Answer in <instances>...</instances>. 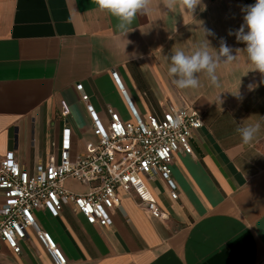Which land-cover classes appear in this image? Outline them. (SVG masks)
I'll return each mask as SVG.
<instances>
[{
	"label": "crops",
	"instance_id": "0c3cea01",
	"mask_svg": "<svg viewBox=\"0 0 264 264\" xmlns=\"http://www.w3.org/2000/svg\"><path fill=\"white\" fill-rule=\"evenodd\" d=\"M202 3L206 8L198 6L194 19L154 0L151 13H138L134 30L124 37L117 18L92 0H0V163L14 152L33 171L58 155L62 100L71 109L74 149L83 150L95 138L84 94L105 124L108 107L130 120L128 102L143 116L161 115L171 104L198 111L203 121L193 132V153L174 155L171 179L178 197H171L160 175L147 179L163 218L122 189L110 226L88 224L71 206L58 217L35 211L39 228L50 233L66 264H264V74L249 71L246 53L235 51L246 45L234 34L244 23L242 9L254 2ZM200 21L214 33L206 37L212 48L218 50L223 40L237 57L220 63L219 87L201 74L198 89L181 90L168 74V57L204 42ZM239 84L240 99L233 95ZM257 121L261 132L243 143L236 129ZM66 186L87 191L73 179ZM3 201L0 190V207ZM0 264L55 263L30 229L20 254L0 241Z\"/></svg>",
	"mask_w": 264,
	"mask_h": 264
},
{
	"label": "built area",
	"instance_id": "2783aa9c",
	"mask_svg": "<svg viewBox=\"0 0 264 264\" xmlns=\"http://www.w3.org/2000/svg\"><path fill=\"white\" fill-rule=\"evenodd\" d=\"M112 77L124 91L118 73ZM92 124L94 139L81 151L74 149L73 131L68 125L71 109L60 101L64 125L58 155L39 162L33 171L25 169L14 152H8L0 163V190L4 201L0 207V241L15 253L31 229L47 249L55 264L66 260L50 233L39 228L35 211L44 209L58 217L64 206H71L88 224L101 227L113 223L112 212L120 205L118 189L133 192L141 206L153 217L163 218L147 179L164 178L171 197H178L171 179L174 155L192 154L193 132L203 126L194 109L168 105L161 113L146 116L127 103L130 120H124L112 107L107 108L108 123L100 119L89 96L82 95ZM73 179L87 187L83 193L66 186Z\"/></svg>",
	"mask_w": 264,
	"mask_h": 264
},
{
	"label": "clouds",
	"instance_id": "9594fccd",
	"mask_svg": "<svg viewBox=\"0 0 264 264\" xmlns=\"http://www.w3.org/2000/svg\"><path fill=\"white\" fill-rule=\"evenodd\" d=\"M101 12H107L117 18L116 25L125 37L133 31L132 24L137 14H149L152 11L154 0H92ZM164 9L168 12H175L178 8L187 11L194 19V13L198 6L204 11L206 5L202 0H159ZM242 11L244 23L234 33L238 42L246 45L243 49H236V53L244 52L247 55V61L250 65L249 71H258L264 74V0H255L252 5L245 6ZM200 27L204 32V42L199 44L194 50L187 52L183 49H176L168 57V74L172 78L175 86L181 90H195L201 86L200 75L203 74L209 80L210 84L219 87L216 75L217 68L221 62H232L237 54H232V49L221 41L219 49L210 46L207 36L214 33L203 27V21H200ZM245 28L247 31L245 32ZM230 35L233 33L230 32ZM135 56V54H133ZM264 83V80L261 81ZM241 84V82H240ZM238 85L237 91L233 94L238 99L241 98ZM255 85L249 84L250 91L255 89ZM217 102L223 103L220 95L217 96ZM264 121V117H261ZM262 123L257 121L242 127L236 131L240 134L243 143L252 142L261 132Z\"/></svg>",
	"mask_w": 264,
	"mask_h": 264
},
{
	"label": "trees",
	"instance_id": "16d2710c",
	"mask_svg": "<svg viewBox=\"0 0 264 264\" xmlns=\"http://www.w3.org/2000/svg\"><path fill=\"white\" fill-rule=\"evenodd\" d=\"M255 3V0H252Z\"/></svg>",
	"mask_w": 264,
	"mask_h": 264
}]
</instances>
